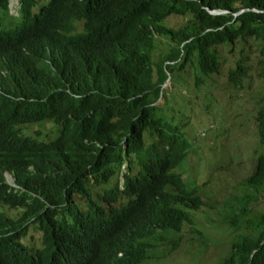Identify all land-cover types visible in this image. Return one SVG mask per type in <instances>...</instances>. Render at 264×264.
Segmentation results:
<instances>
[{
	"label": "trees",
	"instance_id": "1",
	"mask_svg": "<svg viewBox=\"0 0 264 264\" xmlns=\"http://www.w3.org/2000/svg\"><path fill=\"white\" fill-rule=\"evenodd\" d=\"M18 2L15 18L0 0V207L18 212H0V264L150 263L204 206L177 171L193 150L175 121L193 101L181 78L199 95L235 59V91L254 63L264 79V0ZM259 104L260 154L231 219L245 234L220 264H264V213L248 218L264 200ZM44 123L48 139L24 134Z\"/></svg>",
	"mask_w": 264,
	"mask_h": 264
},
{
	"label": "rangeland",
	"instance_id": "2",
	"mask_svg": "<svg viewBox=\"0 0 264 264\" xmlns=\"http://www.w3.org/2000/svg\"><path fill=\"white\" fill-rule=\"evenodd\" d=\"M37 1L44 4L43 0ZM11 4L12 16L19 18V5L12 1ZM40 8L41 5L37 6V11ZM183 22L182 18L176 17L171 24L177 26ZM235 64V59L228 60L221 76L211 81L209 89L201 88L199 95L192 89L194 80L191 77L181 78L185 82L184 87L191 91L193 101L183 105L182 115L177 116L175 121L180 118L183 133L193 150L177 171L188 176L190 188L199 189L204 206L198 212H191L194 223L187 224L176 237L180 245L174 249L173 245H162L153 253L154 259L148 264H220L229 255L237 236L245 234L244 229L235 232L231 219L233 211L239 212L238 203L248 194L249 189L244 183L252 174L256 157L260 154L257 118L259 103L264 100V79L260 78V68L254 63L245 91H235L228 80V70ZM170 87L169 81L167 88ZM179 90L176 86L173 94L178 96ZM164 104L162 100L160 106ZM168 115L172 118L170 113ZM184 115L185 118H182ZM185 124L188 126L185 127ZM23 129L27 136L46 140L49 134L54 133L55 124H33ZM199 132H206L207 136L199 138ZM148 142L151 143L150 140ZM99 189L95 192L97 201H100L97 195L102 193ZM251 208L253 213L248 218L263 214V198L260 196ZM0 212L14 218L18 215L17 210L5 206L0 207ZM30 235H35L33 230H30L25 242L39 246L40 240ZM176 238L171 235V240Z\"/></svg>",
	"mask_w": 264,
	"mask_h": 264
},
{
	"label": "water",
	"instance_id": "3",
	"mask_svg": "<svg viewBox=\"0 0 264 264\" xmlns=\"http://www.w3.org/2000/svg\"><path fill=\"white\" fill-rule=\"evenodd\" d=\"M210 13L212 15H226L228 12L214 11V12H210ZM241 13H243V11ZM236 16H239V15H236ZM10 180H11V182L15 183V181L10 176H8L7 182L9 185H10Z\"/></svg>",
	"mask_w": 264,
	"mask_h": 264
},
{
	"label": "clouds",
	"instance_id": "4",
	"mask_svg": "<svg viewBox=\"0 0 264 264\" xmlns=\"http://www.w3.org/2000/svg\"><path fill=\"white\" fill-rule=\"evenodd\" d=\"M11 1H12V0H10V11H11V13H12L11 7H12L13 5L11 4ZM15 5H19V2L17 1V3H16ZM17 9H18V11H19V7H18ZM10 186H12V187L15 188V184H14V183H10Z\"/></svg>",
	"mask_w": 264,
	"mask_h": 264
},
{
	"label": "built area",
	"instance_id": "5",
	"mask_svg": "<svg viewBox=\"0 0 264 264\" xmlns=\"http://www.w3.org/2000/svg\"><path fill=\"white\" fill-rule=\"evenodd\" d=\"M206 136H207L206 132H199V135H198L199 138H205Z\"/></svg>",
	"mask_w": 264,
	"mask_h": 264
},
{
	"label": "bare ground",
	"instance_id": "6",
	"mask_svg": "<svg viewBox=\"0 0 264 264\" xmlns=\"http://www.w3.org/2000/svg\"><path fill=\"white\" fill-rule=\"evenodd\" d=\"M17 1H18V0H12V2L15 3V4L17 3Z\"/></svg>",
	"mask_w": 264,
	"mask_h": 264
}]
</instances>
